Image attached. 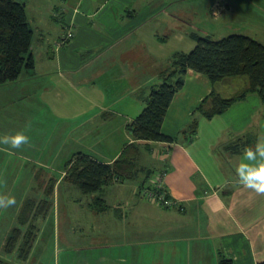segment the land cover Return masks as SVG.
<instances>
[{"label": "crops", "instance_id": "crops-1", "mask_svg": "<svg viewBox=\"0 0 264 264\" xmlns=\"http://www.w3.org/2000/svg\"><path fill=\"white\" fill-rule=\"evenodd\" d=\"M195 1L61 0V9L52 10L50 15L51 19L54 13L59 16L51 23L54 34H47L45 57L50 62H58L59 71L56 69L55 72L66 76L88 66L89 61H97V71L90 74V70L85 69L80 75L105 86L109 104L123 109L122 123L127 125L144 107L139 94L146 95L152 85L160 82L158 72L167 66L170 55L181 50V44L185 45V49L181 50L184 52H189V48L195 46L190 33H197V30L187 28L204 14V9L192 8ZM209 1L213 20H222L231 13L237 16L235 3ZM216 4L222 7L218 15L213 13ZM253 7L263 9L256 4ZM245 10L243 7L237 8L240 13H247ZM252 33L253 30L244 29L243 34L257 39ZM64 36L71 38L68 42L67 38L63 41L66 43L64 46L59 45L58 39ZM141 43L149 45L152 55H147L153 57L154 61L141 53ZM125 50V56H130L134 63L126 65L123 74L119 70L117 75L114 70H122L123 67H119L121 63L117 64L116 61H123L120 57ZM111 60L113 63H110ZM23 74L29 75L28 72ZM30 75L37 76L36 59ZM14 82L9 92L3 95H12L6 99L13 104L25 102V111L32 102L36 103L29 109V124L25 126L28 136L34 141L31 122L46 127L51 125L47 114H39L37 98L40 93L48 92V86L31 87L32 94L28 91L18 97L14 91L29 89L30 84L20 79ZM246 83L244 77L230 78L220 83L216 91L228 97L243 89ZM4 86L1 85L2 88ZM211 91L212 85L205 75L187 70L184 85L174 94L164 117L162 132L169 136L178 135L190 124L197 104ZM113 92L114 97L111 96ZM89 100L95 104L100 101L104 104L105 101L101 93L91 96ZM33 110L36 112L32 116ZM35 117H43L45 121L36 122ZM99 120L95 121V116L89 118V130L96 134L92 135L91 143L96 144L99 151L103 148L114 152L109 153L111 160H102L111 162L120 154L123 145L132 139L127 129L121 126L114 147L104 146L102 140L106 134L98 129ZM15 121L13 118L7 124L15 128ZM20 129L16 128L12 133ZM70 132L75 131L70 127L68 130L64 128L66 139L62 148H56L55 144L60 141L57 136L52 137L48 144L41 145L51 154L49 157L59 156L62 149L66 156L83 152L99 160L101 153L72 136L68 137ZM246 134H256L257 137L264 134V102L256 93L248 94L222 115L212 119L199 117L196 137L190 141L181 138L171 145L159 142L151 144L152 151L147 153L157 160L155 170L169 167L162 181L172 200L181 209H164L140 197L136 193L138 184L135 181L113 183L106 187L103 198L110 206L118 208L113 214H110L112 207L106 211L111 215V223L108 233L99 236L104 243L101 240L98 243L109 244L107 248L115 254L112 264H218L220 255L230 259L231 264H258L264 261V196L257 195L238 182L235 168L243 153L230 154L223 149L228 141ZM75 143H80L83 148L72 149ZM140 144L145 143L140 141ZM143 156L140 162L143 160L146 166ZM106 189L110 190V198H107ZM123 209H127L126 212Z\"/></svg>", "mask_w": 264, "mask_h": 264}, {"label": "rangeland", "instance_id": "rangeland-1", "mask_svg": "<svg viewBox=\"0 0 264 264\" xmlns=\"http://www.w3.org/2000/svg\"><path fill=\"white\" fill-rule=\"evenodd\" d=\"M16 1L26 5L29 25L33 29L32 51L34 59H36L37 76L22 74L15 82H18L19 79L26 80L27 84H30L29 89L24 88L19 92L15 90L14 95L22 97L21 95L28 93V91L32 94L31 87L48 86V92L40 93L37 98L39 100V114H47L51 125L46 127L34 122L30 123L35 138L34 141L32 138L30 139V146L36 147L35 149L24 145L21 149L6 150L7 146L0 145V192L15 196L17 201L14 207L0 210V264H112L115 254L107 248L109 244H99L98 242L101 240L99 237L101 234L108 233L111 223L109 221L110 214H113L118 207L115 208L108 204L110 208L112 207L109 208L110 214L106 213L109 209H105L106 211L99 214H93L91 202L94 195L83 194L76 185L69 183L64 178L66 176L64 166L71 156H66L65 151L61 149L59 156L49 157L51 154L41 145L48 144L52 137L57 136L60 141L59 144H55L56 148L59 146L62 148L64 146L63 140L66 139L63 135L64 128L68 130L70 127L75 132H70L68 137L72 136L84 145H89L92 150L101 153L100 161L103 159L111 160L112 156L109 153L114 152L105 151L103 148L99 151L96 144L91 143L92 135L96 134L89 130V118L95 116V121L100 118L98 129L106 134L102 144L113 148L121 126L122 129L126 128V124L122 123L121 118L123 109L109 104V98L102 83L99 84L96 80H87L80 75L85 69H89L90 74L92 71H97V61H89L88 66L66 76L55 72L56 69L59 71L58 62L57 64L50 62L45 57L48 45L47 34H54L52 31L54 26L51 23H54L53 19L59 16L54 13L51 19L50 15L52 10L61 9L63 6L61 0ZM227 2L228 4L235 3L234 11L238 17L231 13L222 20H213L211 18L213 14L209 10L210 1L201 0L200 2V0H196L192 4V8L199 9L200 7L204 9V14L199 21L190 27L188 26L187 29L190 28L193 31L194 28L200 35L208 33L215 39L234 33L243 34L244 29L253 30L252 34L264 42V0H227ZM254 4L260 5L263 9L253 7ZM240 7L246 9L247 13L237 12V8ZM221 8L220 4H216L213 13L218 15ZM183 25L184 23L181 26L183 27ZM65 36L58 39L59 45H62V42L66 40ZM141 44H143L140 46L141 53L154 61L153 57L147 55L151 54L149 45ZM182 48L185 49L184 44L180 45L181 50ZM193 48H189L188 51ZM122 52L123 56L121 55L120 59L123 58V61H116V63H121L119 67L123 68L122 70L119 68L114 70L117 75H119V70L123 74L126 65L134 63L129 58L130 56H125L126 50ZM168 61L166 65L169 64ZM110 63H113V60ZM13 82L4 84L3 88L0 85L2 93L0 95V135L12 133L16 128H21L20 130L25 131L28 135L25 129V126L29 124L28 112L36 103L32 102L25 111L23 107L25 102L13 104L8 101L6 98H11L12 95H3V93L9 92ZM123 83L124 81H122ZM99 93L105 99L104 104L103 101L96 104L92 100L87 101L91 96H97ZM111 96L114 97L115 93L113 92ZM35 112L36 110L32 111V116L35 115ZM13 118L16 119L15 128L7 124ZM35 118L36 122L45 121L43 117L41 119ZM79 148H83L80 143H75L72 147L75 150ZM143 154L145 165L156 168L157 160L145 151L142 152ZM143 163L141 160L140 164L143 165ZM51 177H54L56 181L53 194L48 196L45 194V190L48 188ZM105 192L108 195L107 198H110V190L106 189ZM29 198L35 201L36 209L41 200L49 201L50 208L45 215L37 217L35 222L37 235L27 258L21 260L18 258L17 250L10 254L6 252L4 242L11 228L21 227L18 220L19 213L24 201ZM126 210L123 209V212ZM101 241L104 243V240Z\"/></svg>", "mask_w": 264, "mask_h": 264}, {"label": "trees", "instance_id": "trees-1", "mask_svg": "<svg viewBox=\"0 0 264 264\" xmlns=\"http://www.w3.org/2000/svg\"><path fill=\"white\" fill-rule=\"evenodd\" d=\"M33 35L26 5L16 0H0V85L16 81L25 72L31 74L34 71ZM190 37L196 42L194 48L189 52L174 51L169 64L158 72L160 82L152 85L146 95L139 94L144 107L126 125L132 140L123 145L120 154L111 162H102L89 154L76 152L65 163L64 178L83 194L94 195L91 202L93 213L110 208L103 198L106 187L132 181L137 182L136 193L145 200L164 209H179L162 181L169 167L155 170L141 165L142 152L150 153L151 144L155 142L171 145L181 138L192 140L197 134L199 117L212 119L222 115L250 93H256L264 102V43L252 36L235 33L215 39L211 35L191 32ZM189 69L205 75L212 91L197 104L190 124L178 135L169 136L162 132V123L174 94L183 87L184 76ZM234 77L246 78V86L228 97L216 91L220 83ZM256 139V134H246L228 141L223 149L230 154L243 153L244 148L253 146ZM140 141L145 144H140ZM55 181L54 177L50 178L46 195L53 194ZM163 200H169V203L163 204ZM35 207L34 200L29 198L24 201L18 218L21 227L11 228L5 238L6 252L10 254L17 250L21 260L27 258L37 235V217L46 214L50 202L41 200L37 209ZM218 264H231V261L220 255ZM258 264H264V261Z\"/></svg>", "mask_w": 264, "mask_h": 264}, {"label": "clouds", "instance_id": "clouds-1", "mask_svg": "<svg viewBox=\"0 0 264 264\" xmlns=\"http://www.w3.org/2000/svg\"><path fill=\"white\" fill-rule=\"evenodd\" d=\"M30 144V137L23 130L0 135V145L7 146L6 150L21 149ZM235 175L243 187L264 196V134L257 137L253 146L244 148ZM16 203L15 196L0 192V210L12 208Z\"/></svg>", "mask_w": 264, "mask_h": 264}, {"label": "built area", "instance_id": "built-area-1", "mask_svg": "<svg viewBox=\"0 0 264 264\" xmlns=\"http://www.w3.org/2000/svg\"><path fill=\"white\" fill-rule=\"evenodd\" d=\"M151 194H153V193H151ZM161 199H163V198L161 197ZM162 203H163V204H164V203H165V204H168V203H169V200H163Z\"/></svg>", "mask_w": 264, "mask_h": 264}]
</instances>
